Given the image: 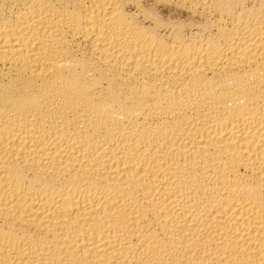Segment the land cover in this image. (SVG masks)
<instances>
[{
  "label": "bare ground",
  "instance_id": "1",
  "mask_svg": "<svg viewBox=\"0 0 264 264\" xmlns=\"http://www.w3.org/2000/svg\"><path fill=\"white\" fill-rule=\"evenodd\" d=\"M0 264H264V0H0Z\"/></svg>",
  "mask_w": 264,
  "mask_h": 264
}]
</instances>
